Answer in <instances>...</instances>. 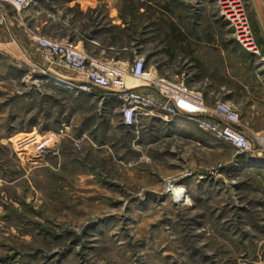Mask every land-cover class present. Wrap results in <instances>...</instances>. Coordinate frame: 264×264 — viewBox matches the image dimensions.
<instances>
[{"label":"rangeland","instance_id":"obj_1","mask_svg":"<svg viewBox=\"0 0 264 264\" xmlns=\"http://www.w3.org/2000/svg\"><path fill=\"white\" fill-rule=\"evenodd\" d=\"M240 1L256 50L217 0H37L20 16L4 5L18 23L0 46V264H264V164L184 118L125 128L113 99L69 91L52 75L73 72L35 51L38 37L69 39L108 61L144 57L148 72L208 92L237 87L218 72L232 66L251 93L234 98L246 132L241 118L264 125V0L263 27ZM62 127L56 152L34 157Z\"/></svg>","mask_w":264,"mask_h":264},{"label":"built area","instance_id":"obj_2","mask_svg":"<svg viewBox=\"0 0 264 264\" xmlns=\"http://www.w3.org/2000/svg\"><path fill=\"white\" fill-rule=\"evenodd\" d=\"M217 1L223 15L240 30V43L249 50H256L241 1ZM0 3L3 4L0 6V26L6 28L10 20L6 6L10 7L13 15L20 16L36 5L37 0H0ZM35 51L44 64L73 72V80L52 75L54 79L65 81L69 91L92 98L101 95L102 101L113 99L118 104L121 124L125 128H137L143 118L156 114L164 116L165 123L174 118H184L201 132L231 145L238 154L249 158L250 165L264 164V148L259 144L258 136L250 137L239 129L240 116L232 106L222 102L208 106L203 94L191 90L184 82L161 79L148 72L144 57L125 63L108 61L100 56H89L69 39L61 41L45 37L35 39ZM69 134L65 127L46 133L33 150L34 157L43 159L56 152Z\"/></svg>","mask_w":264,"mask_h":264},{"label":"crops","instance_id":"obj_3","mask_svg":"<svg viewBox=\"0 0 264 264\" xmlns=\"http://www.w3.org/2000/svg\"><path fill=\"white\" fill-rule=\"evenodd\" d=\"M14 23H18L17 21H15V20H13V18H10V20H9V24L7 25V27L6 28H2V30L0 31V46H10L9 44L10 43H8V42H10L9 40H11V37H5L4 36V33L6 32L7 34H12L11 33V27L10 26H12ZM6 31H5V30ZM4 30V31H3ZM2 43H4V44H2ZM2 53V52H1ZM5 55H6V53H5ZM7 55H9V57H10V53L8 52V54ZM12 56H14V54H12L11 55V57ZM223 70H225V69H223ZM232 66L230 67V69H228V70H225V72H222L221 71V69L218 71V72H220L221 73V77L223 78L224 77V79L226 80V81H229L230 83H232L233 81H235L236 83H237V87H235V85H233L234 86V88L231 86H228V85H225V87H220L219 88V91L218 92H216V91H213V92H208L207 91V89H205V90H200L201 92H202V94H203V96H204V98H205V102H206V104H213V103H215L216 101H222V102H225V103H227V104H229V105H231L232 107H234L236 110H237V107L239 106L238 104H236L235 102H234V98L236 97V96H239V95H244V96H247L246 98H248V97H250L251 96V93H250V91H249V87L248 86H246V85H244V83H241V82H238V81H236L235 80V78L233 77V72H232ZM259 86H260V84H259ZM214 87V86H213ZM216 87V86H215ZM261 87V86H260ZM260 87H259V89H260ZM194 90H196V89H194ZM196 91H198V90H196ZM200 91H198V92H200ZM252 107H250V110H252V111H254L253 109H254V103H253V105H251ZM258 115V116H257ZM261 117V118H260ZM256 118H259L260 120H262L263 119V116H261V115H259V114H256ZM241 121H242V123H243V128L245 129V131L246 132H243V133H245V134H247L248 136H249V134H248V132L250 133H253V132H255V133H259V134H262V131H263V129H264V125L262 124H260V125H257L258 127H256V128H254L253 126L251 127V125H250V123H249V121L247 120V119H245V118H241ZM247 121V122H246ZM239 128H240V130L242 129V126L240 127L239 126ZM260 129V130H259ZM243 130V129H242ZM241 130V131H242ZM249 130V131H248ZM244 131V130H243ZM254 133V134H255ZM259 134H256V136H260Z\"/></svg>","mask_w":264,"mask_h":264},{"label":"water","instance_id":"obj_4","mask_svg":"<svg viewBox=\"0 0 264 264\" xmlns=\"http://www.w3.org/2000/svg\"><path fill=\"white\" fill-rule=\"evenodd\" d=\"M251 1H252L253 6H254V9H255V11H256V14H257L258 20H259L261 26L263 27L262 18H261V16H260L259 12H258V8H257L256 0H251Z\"/></svg>","mask_w":264,"mask_h":264},{"label":"bare ground","instance_id":"obj_5","mask_svg":"<svg viewBox=\"0 0 264 264\" xmlns=\"http://www.w3.org/2000/svg\"><path fill=\"white\" fill-rule=\"evenodd\" d=\"M249 41V40H248ZM56 79H59V78H57L56 77ZM60 80V79H59ZM63 81V80H62ZM65 82V81H64ZM66 83V82H65ZM67 84V83H66ZM68 88V87H67ZM258 140H259V144L264 148V140L263 139H261L259 136H258ZM31 154V153H30ZM177 194H178V192H177ZM177 197H179V195H177Z\"/></svg>","mask_w":264,"mask_h":264}]
</instances>
